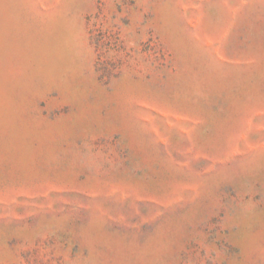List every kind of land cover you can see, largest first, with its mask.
<instances>
[{"label": "rangeland", "instance_id": "obj_1", "mask_svg": "<svg viewBox=\"0 0 264 264\" xmlns=\"http://www.w3.org/2000/svg\"><path fill=\"white\" fill-rule=\"evenodd\" d=\"M0 264H264V0H0Z\"/></svg>", "mask_w": 264, "mask_h": 264}]
</instances>
